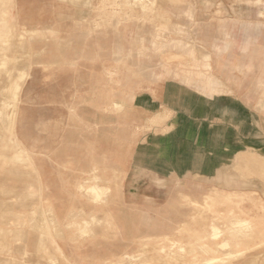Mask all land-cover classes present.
<instances>
[{
    "label": "rangeland",
    "instance_id": "obj_1",
    "mask_svg": "<svg viewBox=\"0 0 264 264\" xmlns=\"http://www.w3.org/2000/svg\"><path fill=\"white\" fill-rule=\"evenodd\" d=\"M10 1L0 0V154L75 151L83 188L101 170L116 189L128 174L142 199L121 226L115 210L74 225L81 235L111 225L115 249H128L114 264H193L194 253L197 264H264V0H18L16 13ZM207 200L226 216L215 221L224 237H212ZM233 208L252 216L250 236L231 234ZM17 215L0 212L17 222L0 234L23 237L30 224ZM239 240L249 251L228 257ZM7 244L0 264H25L26 244Z\"/></svg>",
    "mask_w": 264,
    "mask_h": 264
},
{
    "label": "crops",
    "instance_id": "obj_2",
    "mask_svg": "<svg viewBox=\"0 0 264 264\" xmlns=\"http://www.w3.org/2000/svg\"><path fill=\"white\" fill-rule=\"evenodd\" d=\"M10 2L14 3L12 11L16 13L18 0ZM210 84H213L214 90L216 82L211 81ZM22 142L25 145L24 141ZM67 154L73 156L68 158L67 162H61L59 155ZM74 155L76 156L75 151L66 154L42 151L31 154L32 158L29 160L27 153L14 150L0 154V212L14 210L19 213V220L20 214L23 213L22 222L30 224L20 235L23 237L11 238L0 234V244L6 247L9 243L14 251L19 241L24 242L28 255L25 264H114L115 250L118 251L116 254L121 256L128 250H124L123 245L115 249L111 239V225L107 228L106 225L104 228H96L91 235H81V231L74 225L76 222H89L93 217L98 221L104 219L106 222L108 215L114 210L120 225L122 211L126 210L130 203L136 206L137 201L142 199V193L136 190L128 174L126 177L123 175L121 187L116 189L118 185L108 178V171L102 170L101 173L98 172L100 175L95 177L103 181L90 184L85 187L86 192H82L80 188L86 186V183L79 184L76 179L77 167L75 162L71 161ZM116 166L122 171L125 170L123 163H117ZM61 167L68 172L70 181L64 179L66 176L62 175L64 173ZM84 168L89 173L96 169L90 161ZM92 186L103 190L108 188V195L103 198L102 203L95 201L91 192V196L88 195ZM138 196L140 200H137ZM106 198L109 204L105 202ZM149 198L157 199L155 195ZM112 201L116 206H112ZM33 218H37L39 223L43 219L48 222L52 219L55 224H49L50 230L40 231L31 226ZM16 223L1 219L0 229L9 232L10 225L15 226ZM4 257L3 260L7 261V257Z\"/></svg>",
    "mask_w": 264,
    "mask_h": 264
},
{
    "label": "bare ground",
    "instance_id": "obj_3",
    "mask_svg": "<svg viewBox=\"0 0 264 264\" xmlns=\"http://www.w3.org/2000/svg\"><path fill=\"white\" fill-rule=\"evenodd\" d=\"M7 42H8V40H5V43H7ZM6 64H7V60H6L5 63H3V66L6 67ZM19 87H20V85L16 83V86L13 87L12 89H15L17 91V89ZM99 188L100 187H98V186H92L88 190L89 193L91 192L94 195V197H96L95 199H97V200H98V198L105 196L106 193H107V190H108V188H106V190L99 189ZM82 189H85V188L82 187ZM214 205L215 204L212 202V200H207V202H206L207 213L209 215L210 222H212L211 223V228H212L211 234H212V237L213 238L224 237V235H225L224 234V230L222 229V227H220L219 225H217L215 221H218L220 219L226 218V216L225 215H222L221 212L216 211ZM229 213H230V215L233 218H235L234 221H233V224H231L233 226L229 227V229H235V231H234L235 233H233V232L231 233L233 235V237H237V236H240V237L250 236L252 234V232H255V229H254V221H253L252 216H249L248 217L246 214H243L244 213L243 211L242 212H238L235 208L231 209L229 211ZM92 220H95L96 221V218L93 217L91 219V221ZM91 221H89V222L87 221L86 223L87 224H90ZM86 229H88V227ZM89 229H90V226H89ZM230 231H233V230H230ZM166 239L176 240V241H174V246L175 247H178L180 249V252H182V251L185 250V248H186L185 245L186 244L185 245H182L183 243L178 242L179 239H176L175 237L174 238L167 237ZM178 243H180V244H178ZM237 243L239 245V248L237 250H235V251L227 252L226 254L228 255V257H235V256H238V255L247 253L249 251V248H250L251 244L249 245V244H247V242H242L240 240L237 241ZM207 244H210V246L213 245V244H211L209 242L208 243L207 242H203L201 244V246L202 247H205V245H207ZM218 244H220V246H223V247H229L230 246V239L229 238H225V240H223L222 242H219ZM212 249L214 251H216L218 249V247H213L212 246ZM177 252H178V250H177ZM197 255H198L197 253L196 254L194 253V255H193V259L192 260H195V263H193V264H197V263L200 262V260L198 259ZM181 257H183L182 261L185 260L186 263L192 261V260H190V261L187 260L186 261V258L184 259V256L183 255H181ZM205 259H206L207 262H216L219 259L221 261H223L226 258L225 257L222 258L221 255L219 254V255H216V256H208ZM152 261L153 260H148V261H146V264H152L153 263ZM121 264H126V263H121Z\"/></svg>",
    "mask_w": 264,
    "mask_h": 264
}]
</instances>
